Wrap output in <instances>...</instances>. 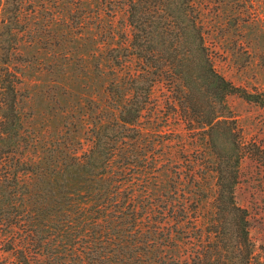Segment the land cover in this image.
Listing matches in <instances>:
<instances>
[{
    "label": "trees",
    "instance_id": "16d2710c",
    "mask_svg": "<svg viewBox=\"0 0 264 264\" xmlns=\"http://www.w3.org/2000/svg\"><path fill=\"white\" fill-rule=\"evenodd\" d=\"M110 1L127 13L125 58L138 66L127 82L116 76L110 110L95 102L93 116L78 120L90 130L84 150L73 122L52 140L28 130L20 87L30 63V0H0V252L15 258L11 264H264L236 198L244 154L232 158L224 144L215 158L217 188L204 191V129L216 147L220 135L234 131L229 96L264 104L213 66L205 33L213 0H204V23L202 0ZM232 1L238 0L221 2L228 8ZM232 15L240 25L251 12ZM157 86L168 92L164 105L154 97ZM213 98L222 107L219 121ZM172 120L194 135L197 156L159 152L174 141L158 140Z\"/></svg>",
    "mask_w": 264,
    "mask_h": 264
},
{
    "label": "rangeland",
    "instance_id": "374dc122",
    "mask_svg": "<svg viewBox=\"0 0 264 264\" xmlns=\"http://www.w3.org/2000/svg\"><path fill=\"white\" fill-rule=\"evenodd\" d=\"M221 1L225 0H213L206 7V18L212 19L205 33L213 66L235 87L264 103V0L232 1L230 4L234 5L228 8ZM201 4L204 23V0ZM70 6L72 9L68 10ZM245 8L251 12L250 18L243 17L242 24L236 25L232 14ZM27 10L24 22L30 29L26 43L30 63L25 84L20 87L27 128L30 133L52 140L67 130V123L73 122L75 136L84 143V150L89 149L90 130H81L78 120L93 116L95 102L110 110L116 76L127 82L129 73L138 66L135 58H125L131 34L127 13L110 0H30ZM115 56L123 61L122 66L116 64ZM199 84L203 86L200 80ZM167 95L163 86L155 88L154 97L160 104H165ZM256 100L259 99L248 101L238 94L228 97V123L234 131L228 136L220 135L215 140L216 147L204 129V191L214 192L217 188L215 158L222 155L224 144L232 158L244 154L239 162L236 198L248 214L257 258L264 262V157L247 154L255 150L264 156V104ZM218 102L213 98L216 121L222 114ZM206 108L208 104L204 102V121L208 119ZM54 110L59 113L56 120ZM172 124L171 131L160 133L158 140L174 141L158 148L159 152L173 150L181 158L197 156L192 145L194 135L184 130V125H175V120ZM182 143L187 144V153L180 151ZM213 201L211 196L204 206L209 217L213 214ZM0 263H15V258L0 252Z\"/></svg>",
    "mask_w": 264,
    "mask_h": 264
}]
</instances>
